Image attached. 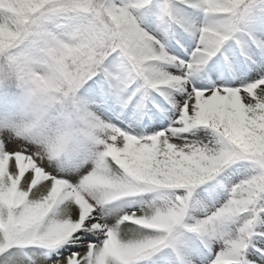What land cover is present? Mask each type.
<instances>
[{
  "label": "snow or ice",
  "instance_id": "obj_1",
  "mask_svg": "<svg viewBox=\"0 0 264 264\" xmlns=\"http://www.w3.org/2000/svg\"><path fill=\"white\" fill-rule=\"evenodd\" d=\"M0 264H264V0H0Z\"/></svg>",
  "mask_w": 264,
  "mask_h": 264
}]
</instances>
